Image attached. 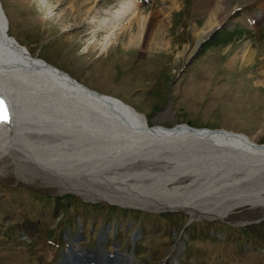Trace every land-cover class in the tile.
I'll return each instance as SVG.
<instances>
[{"label":"rangeland","instance_id":"obj_1","mask_svg":"<svg viewBox=\"0 0 264 264\" xmlns=\"http://www.w3.org/2000/svg\"><path fill=\"white\" fill-rule=\"evenodd\" d=\"M121 1L97 0L92 22L69 10L71 0L0 3L8 33L31 58L65 71L88 89L130 105L145 116L148 125L186 123L241 133L255 143H264V79L263 83L257 81L264 64L258 59L252 66L229 63L232 56L243 51L244 43L257 52V58L264 57V17L255 5L236 7L231 14L234 24L216 27L205 39L212 29L196 51L192 36L206 30L207 20L193 9L194 0H180L177 6L171 0H126L129 11L117 19ZM80 3L85 5L84 0ZM231 3L236 4V0ZM130 12L134 16L136 12L154 15L155 23L165 19L161 36H149L147 47L122 49L119 44L127 38V31L110 34L108 28L116 20L126 25L133 16ZM244 15H257L258 24L247 25ZM45 142L53 141L49 138ZM56 144L64 146L61 141L52 143ZM108 159L86 161L107 163ZM163 164H137L132 170L145 171L150 177L143 180L148 183L169 169L165 166L163 171ZM74 173L59 177L16 162L10 155L0 156V264H58L66 243L92 248L101 238L100 244L104 243L108 252L118 249L138 264H264V206L244 204L222 219H210L191 216L184 210L121 205L71 190L75 183L96 191L107 189L102 180ZM130 180L140 184L137 179ZM191 181V177L182 176L168 189ZM235 181L234 190L218 185L211 192L264 195V174L249 178L242 173ZM188 186L195 194L204 193L197 185ZM80 232L83 239L72 241Z\"/></svg>","mask_w":264,"mask_h":264},{"label":"bare ground","instance_id":"obj_2","mask_svg":"<svg viewBox=\"0 0 264 264\" xmlns=\"http://www.w3.org/2000/svg\"><path fill=\"white\" fill-rule=\"evenodd\" d=\"M18 1L32 3L34 0ZM171 1L175 6L180 3V0ZM231 1L194 0L193 9L202 12L207 20L206 30L192 36V44L195 50L212 29L220 25L231 26L234 24L231 14L236 7L245 3L253 4L264 17V0H236V4H232ZM72 2L79 4L74 5ZM84 2L85 5L81 4L80 0H71L69 10H76L81 18L83 17L85 20L90 18L92 22L95 18L97 0H84ZM129 8V2L122 0L119 9L116 11L119 15L117 19L121 18L127 10L129 11ZM131 15L134 16V13L132 12ZM133 16H131L132 18L128 17L130 20L128 19L126 25L116 20L108 28L110 34L116 30L127 31V38H123L119 44L126 51H131L130 49H134V47H147L149 36L152 38L160 37L163 29H165V19L155 23L156 17L154 15L149 17L150 15L136 12V15ZM256 16L244 15L243 21L246 24L249 22L258 24L260 17ZM133 25H135L134 28H132ZM242 50L230 58V64L242 62L243 65L251 64L250 66H252L258 60L260 65L261 63L264 64V57L257 58L258 54L251 46L244 43ZM56 70L44 61L31 58L25 51L13 45L11 41L5 38L1 40L0 156L10 155L16 162H26V164L34 166L35 169L38 168L44 172L49 171L59 177H69L71 171H75L81 177L102 180L104 182L102 186L107 188L105 191H96L91 186L82 183H75L70 189L82 196L90 195L94 199H105L121 205L154 210H184L191 216L198 215L210 219H222L234 207L244 204L264 206V195L261 192L231 193L232 195L230 193V195L221 194V191L218 193L211 192L215 190L213 187L219 188L218 185L228 187L230 190L236 189L237 186L233 183L236 184L235 179L240 174L236 176L237 173L232 175V173L227 172L224 176L225 170L232 169L231 171H234L236 167L240 166L245 169L242 173H246L249 178L253 176L259 178L264 174V151L254 149L251 144L255 142L251 138L241 133H230L232 131L228 130H222V133H218L189 131L177 127L174 131L154 139L152 137L155 135H150L145 128L141 127L144 125L143 123L149 126L143 114L138 113L133 107H131L132 109L124 107L115 101L101 99L90 94L83 87L77 85V83H81L76 79L77 83H74L69 77L57 73ZM261 79H264V72L260 69L257 81L261 83ZM121 102L125 104L123 101ZM56 120L60 122L56 124ZM119 120L122 121V124L119 123ZM67 121L72 124L68 127L71 128L70 132L74 131L76 136L70 137V135L65 134L66 131L60 129V125ZM168 128L170 127L158 125L154 129L161 133ZM64 129L66 130V127ZM49 138L55 143L63 142L66 148L64 146L63 149L59 148L57 144L52 145L53 142H45V139ZM152 141L159 145L147 147ZM172 142L186 147L188 145L196 149L207 150L209 159L226 163L225 170L219 168L218 165L208 164L206 161H204L203 166L197 164L189 170L187 169L189 166L183 160L175 161L174 164L167 160L166 164L169 169L165 170V173H157V176L154 175L155 179L152 178L153 181L145 183L143 178L150 176L143 173L145 171L132 170L137 164H146L139 159L137 160V155L143 154L146 157L150 154L149 152L159 150L163 153L159 157L162 160L167 159L169 153L163 152V150L168 148L172 151L174 148ZM154 152L152 153L153 156ZM101 157L109 158L108 162L98 163V160H92L95 162L90 163V161H86ZM153 163H165V161H153ZM208 168H210L211 174L219 171L208 178L205 173H202ZM191 170L197 173L192 174L193 171ZM184 173L188 175H184ZM231 175L232 177H230ZM182 176H189L193 181L187 185L168 189L174 185L175 180ZM131 178L137 179L140 184H131ZM228 181L233 182L231 186ZM188 185H197L204 193L195 194L194 188ZM255 190H258V187ZM224 192L229 191L225 190ZM190 193L194 195L189 197ZM162 194L166 195L167 198H160ZM173 248L178 249V247ZM78 253L82 252L79 251ZM101 253L103 252L101 251ZM130 257L124 255L123 257L119 255L112 257L106 255L85 256V258H76V262L118 264L117 261L120 260L122 261L120 264H138ZM172 257L170 255L169 259ZM58 264L64 263L61 261Z\"/></svg>","mask_w":264,"mask_h":264},{"label":"water","instance_id":"obj_3","mask_svg":"<svg viewBox=\"0 0 264 264\" xmlns=\"http://www.w3.org/2000/svg\"><path fill=\"white\" fill-rule=\"evenodd\" d=\"M219 28V27H218ZM218 28H215L214 29V31L213 32H211L205 39H207L208 37H210ZM7 29H8V27H7V20H6V17H5V15H4V12H3V9H2V6H1V3H0V44H1V40L3 39V38H5V39H7V40H9V41H11L13 44H15L18 48H20V49H22L23 51H26L27 52V50L22 46V45H20V44H18L16 41H15V39L8 33V31H7ZM204 39V40H205ZM203 40V41H204ZM202 41V42H203ZM201 42V43H202ZM201 43L199 44V46L197 47V50L200 48V46H201ZM196 50V51H197ZM185 66V63L182 65V67H181V69H183V67ZM181 69H180V71H179V73L178 74H180V72H181ZM57 71V73H59V74H61V75H64V76H67V77H69V79L70 80H72L74 83H77L76 81H75V79H73L72 77H70V76H68L67 74H66V72H64V71H62V70H56ZM77 85H79V87H83V89L85 90V91H87V92H89L90 94H92V95H96V96H98L99 98H101V99H108V100H111V101H115L116 103H120L122 106H124V107H128V108H131L129 105H127V104H123L120 100H118V99H116V98H113V97H110V96H108V95H106L105 97H104V95H101V94H99L97 91H94V90H89V89H86L85 88V86L84 85H81V84H78L77 83ZM170 96H171V93H169V95H168V97L170 98ZM170 106H168V108H169ZM132 109V108H131ZM53 120H55V119H53ZM60 121H55V123L56 124H58ZM63 122V121H62ZM66 123V124H65ZM65 123H62L61 125H60V129H62L63 131H66L67 133H65L66 135H70V137H72V136H76L75 134L76 133H74V131H71L70 132V130H71V128H68V127H70L72 124H70V121H67V122H65ZM119 123L120 124H122V121L121 120H119ZM144 125H142L141 127H143V128H145L146 129V131L150 134V135H155L154 137H152V138H154V139H156V137H160V136H163V134H168V133H170L171 131H174L177 127H182V128H184L185 130H189V131H202V132H218V133H222V130L221 129H209V128H207V127H193V126H190V125H188V124H186V123H175L173 126H171L170 128H168L167 130H165V131H163V132H159V131H156L154 128L155 127H158V124H153V125H149V126H147V124L146 123H143ZM126 125V124H125ZM66 127V130L64 129ZM219 130V131H218ZM71 133V134H70ZM230 133H233V132H230ZM80 137V136H79ZM151 138V139H152ZM162 138V137H161ZM161 138H157V139H161ZM150 139V140H151ZM162 139H164V138H162ZM70 142H73L72 140H70ZM173 143V142H172ZM160 144H162V143H160ZM174 144V143H173ZM155 145H159L158 143H156V142H154V141H152L151 143H149L148 144V146L147 147H149V146H152V147H154ZM174 146V148L172 149V151L171 150H169L168 148L167 149H164L163 150V152H168L169 154L167 155V159H165L164 158V160H162V158H160L159 156L161 155V154H163V153H161V151H156V152H154V156H153V152H149L150 154L148 155V156H146V157H144L143 156V154H142V152H141V156H139V155H137V160L139 159V160H141V161H143L144 163H146V164H152V165H155L154 163H153V161H165V164H163V165H161V167H163V171L165 170L164 168H165V166H167V164H166V162H167V160H169V162H171V163H175V161H178V160H183V161H185L184 163L187 165V166H189V167H187V169H193L197 164H201L202 166L204 165V161H206L208 164H213L214 166H216V165H218L219 166V168H222L223 170H225V166H226V163H224V162H221V161H215V160H211V159H209V156H208V154H207V150H200V149H196L195 147H193V146H188L187 145V147L186 146H183V145H180V144H174L173 145ZM251 146L254 148V149H257V150H261V151H264V143H252L251 144ZM210 153V152H209ZM169 164V163H168ZM149 165V166H150ZM151 167V166H150ZM149 167V168H150ZM176 167V166H175ZM240 167V166H239ZM239 167H236V170H234V171H231V170H225V174H224V176L227 174V172H230V173H232V175L233 174H235V173H237V174H241L245 169L244 168H242V167H240L241 168V170H240V168ZM210 168H208L206 171L204 170V171H202V173H205V175H207L208 176V178L210 177V175H213V174H217L216 172L217 171H219V170H217V171H215V172H213V174H211L212 172H211V170H209ZM191 171H193V170H191ZM190 171V172H191ZM210 172V173H209ZM249 172V171H248ZM164 173H165V171H164ZM194 173H197V172H192V174H194ZM184 175H188L187 173H184ZM223 175V174H222ZM232 175L230 176V177H232ZM220 176H221V174H220ZM201 177V176H200ZM229 177V178H230ZM220 178V177H219ZM197 179V178H196ZM198 180V179H197Z\"/></svg>","mask_w":264,"mask_h":264}]
</instances>
